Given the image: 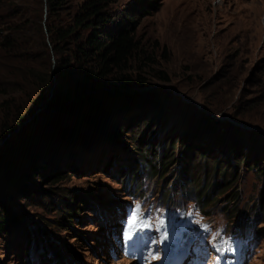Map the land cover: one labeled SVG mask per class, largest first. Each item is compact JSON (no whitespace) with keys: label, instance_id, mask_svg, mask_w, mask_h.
Segmentation results:
<instances>
[{"label":"rangeland","instance_id":"1","mask_svg":"<svg viewBox=\"0 0 264 264\" xmlns=\"http://www.w3.org/2000/svg\"><path fill=\"white\" fill-rule=\"evenodd\" d=\"M141 2L114 0L110 6L111 28L125 26L137 47L122 70L113 69L106 79L105 107L117 119L98 132L80 125L78 107L44 110L54 79L37 86L21 76L26 66H16V75L0 66V214L4 208L17 218L10 221V231L0 230V264H24L25 259L58 263L41 256L39 246L25 247L24 255L23 228L28 225L37 239L46 233L59 246L62 264H136L118 252L111 256L114 235L139 245V233L148 225L152 252L159 249L156 236L167 232L163 242L171 248L193 241L198 253L221 245L224 223L228 230L246 223L255 227L246 264H264V222L258 209L263 181L251 169L256 164L264 170V0H155L156 8L148 12L138 10ZM39 63L40 58L34 66ZM122 75L140 78L144 85L121 84L117 79ZM6 127L15 130L7 133ZM170 137L186 143L178 149L175 142V157L182 156L196 176L205 170L197 164L210 166L214 159L236 168L235 184L214 195L202 209L206 216L192 201L184 207L174 203L182 199L177 161L164 178L139 174L133 193L121 181L130 173L119 174V168L137 156L133 143L152 145L160 151L159 161ZM90 139L95 143L79 142ZM245 159L249 163H242ZM56 177L61 178L55 182ZM23 182L39 193L25 195L19 189ZM65 191L86 202L75 216L74 230L66 229L55 212L66 200ZM141 218H146L144 225H138Z\"/></svg>","mask_w":264,"mask_h":264},{"label":"trees","instance_id":"2","mask_svg":"<svg viewBox=\"0 0 264 264\" xmlns=\"http://www.w3.org/2000/svg\"><path fill=\"white\" fill-rule=\"evenodd\" d=\"M113 2L114 0H0V66L12 70L15 75L16 66H26V72L21 76L28 77L31 83L37 86H45L54 79L52 95L42 105L45 107L44 110L71 112L72 110H69L71 106L78 107L81 109L80 125L93 126L94 132H98V127L104 126L106 122L117 119L113 116L111 108L106 110L103 88L106 87V79L112 70L121 71L128 56L137 47L132 33L127 31L125 26L111 28L110 6ZM154 3L155 0H142L137 8L139 11L148 12L156 8ZM36 47L39 51H36ZM52 57L54 63L51 65ZM39 58L40 63L34 66ZM163 79L167 80L165 76ZM117 81L129 85H144L145 82L140 78L131 81L123 75L119 76ZM21 122L23 120L18 121L17 125L22 128ZM115 129L119 131L121 127L116 126ZM6 130L10 133L15 128L6 127ZM97 135L102 134L99 132ZM79 142L85 145L95 143L92 139ZM175 142L178 143V149L187 146L180 138L170 137L162 146L159 161L155 159L160 151L154 150L152 145L141 147L133 143L131 147L137 156L129 157L124 166L119 168V174L123 171L130 173L129 177L128 174L124 175L121 181L128 185L127 192L133 193L136 189L135 180L139 174L146 173L149 176L157 175V178H164L177 161L181 167L178 176L182 192L180 197L184 200H193L206 214L208 212L202 209L215 199L214 195L222 194L225 186L229 189L235 184L236 168L229 162L214 159L210 166L207 162L197 164L198 170L203 167L205 170L202 171V177L196 176L182 156L176 159ZM148 155L155 160L154 163L148 160ZM0 157L4 158L3 155ZM203 158L201 155V159ZM242 163L247 164L249 161L245 159ZM251 169H254L263 181L258 209L264 222V170L258 168L256 164ZM218 176H221V179L217 181ZM60 178L56 177L53 181H59ZM19 189L25 195L34 196L39 193L26 182H23ZM63 195L66 200L55 208V212L62 215L66 229L74 230L75 216L86 202L80 200L82 197L79 195L67 191L63 192ZM236 198L235 195L234 200ZM1 209L0 230L10 231V221L15 222L17 218L15 215H8L4 208ZM31 227L28 225L27 229L25 226L23 228L27 234L24 255L26 256L28 249L25 247L31 246L32 249H36L39 246L41 256L62 264L63 255L59 246L46 233L37 239V233L34 236L35 231ZM40 260L42 263L43 257ZM24 264L31 263L25 259Z\"/></svg>","mask_w":264,"mask_h":264},{"label":"snow or ice","instance_id":"3","mask_svg":"<svg viewBox=\"0 0 264 264\" xmlns=\"http://www.w3.org/2000/svg\"><path fill=\"white\" fill-rule=\"evenodd\" d=\"M136 210H137V215H140V209H139V206H136ZM135 218H136V217H133V220H135ZM160 223L162 224L163 221H160ZM167 238H168V233L165 232L163 239H164V240H167ZM154 242H155V241H154Z\"/></svg>","mask_w":264,"mask_h":264},{"label":"water","instance_id":"4","mask_svg":"<svg viewBox=\"0 0 264 264\" xmlns=\"http://www.w3.org/2000/svg\"><path fill=\"white\" fill-rule=\"evenodd\" d=\"M45 14H46V7H45ZM44 17H45V15H44Z\"/></svg>","mask_w":264,"mask_h":264},{"label":"bare ground","instance_id":"5","mask_svg":"<svg viewBox=\"0 0 264 264\" xmlns=\"http://www.w3.org/2000/svg\"><path fill=\"white\" fill-rule=\"evenodd\" d=\"M115 90H116V89H115ZM115 93H117V91H116ZM44 109H45V107H44Z\"/></svg>","mask_w":264,"mask_h":264}]
</instances>
